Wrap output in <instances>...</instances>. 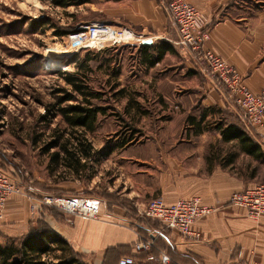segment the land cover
<instances>
[{"label":"crops","instance_id":"crops-1","mask_svg":"<svg viewBox=\"0 0 264 264\" xmlns=\"http://www.w3.org/2000/svg\"><path fill=\"white\" fill-rule=\"evenodd\" d=\"M187 1L208 21L205 47L234 66L251 91H264V0ZM161 3L132 0L122 5L123 21L117 22L152 37L150 46L167 41L165 38L175 40L176 30ZM132 63L139 72L138 91L149 96L152 83L153 104L162 110L175 105L177 110L171 111L170 118L155 133L143 132L141 139L112 151L111 164L116 172L113 184L102 190L107 195L87 193L99 202L98 219L68 216L48 206L55 211L41 216L30 211L26 196L12 195L6 201L0 242L5 237L26 234L43 219L83 255L87 264H103L105 258L106 264H116L118 258L129 256L135 264H160L157 257L162 253L169 257L167 264H264V215L250 218L245 210L229 203L232 194L257 184L252 175L237 171L236 156L260 159L244 153L236 139L223 140L214 129L218 121L239 125L236 107L227 94L215 88L199 64L183 56L177 46L152 66L141 61L140 51ZM145 71L153 73L147 75ZM149 104L142 100L126 107L149 109ZM198 110L201 113L196 116ZM202 114V122L210 118L214 121L213 132L204 128L191 131ZM149 118L153 129L156 121ZM179 125L189 131L177 132ZM254 140L264 152V144ZM79 189L59 187L54 192L78 194ZM159 195L167 204L196 197L202 204L215 207L211 214L194 222L193 230L199 238H185L139 215L146 202ZM147 236H154V240L146 248L142 244Z\"/></svg>","mask_w":264,"mask_h":264},{"label":"rangeland","instance_id":"rangeland-1","mask_svg":"<svg viewBox=\"0 0 264 264\" xmlns=\"http://www.w3.org/2000/svg\"><path fill=\"white\" fill-rule=\"evenodd\" d=\"M57 1L70 4L57 5L56 0H0V169L24 189L33 186L36 196L41 192L58 194L54 192L56 188L75 186L80 188L78 194L90 195L87 193L92 191L97 195L113 184L116 172L111 164L112 152L105 155L107 147L128 135L132 127L146 134L155 133L177 107L162 110L155 106L152 83L148 87L149 96L138 91L139 72L132 59H137L142 44L111 47L102 57L110 60L108 70L89 74V85L101 92L100 98L92 102L112 104L111 109L105 116L98 115L99 124L93 133L70 127L57 114L56 106H51L57 87L70 88L56 71H75L87 52L94 56L97 50H79L76 61L68 64L74 52L66 48L67 35L81 24L123 21L121 7L132 0H88L81 4H76L78 0ZM38 20L47 23L36 24ZM55 30H63L65 34L55 35ZM53 50L65 57L50 56ZM145 73L152 75L153 71ZM121 88L123 91L117 92ZM142 100L152 103L146 105L149 109L126 107L127 103ZM67 104L76 102L62 106ZM144 110L150 113L142 116ZM200 113L198 110L195 115ZM148 116L156 121L153 129ZM211 119L198 128L213 132ZM188 131L184 125L178 126L177 132ZM82 136L90 143L88 157L78 148ZM142 136L136 135L138 139ZM52 141L58 145L46 150ZM64 144L67 150L76 152L74 157L67 155L61 147ZM54 152L58 155H53ZM235 162L242 175H252L257 183H264V159L236 156Z\"/></svg>","mask_w":264,"mask_h":264},{"label":"built area","instance_id":"built-area-1","mask_svg":"<svg viewBox=\"0 0 264 264\" xmlns=\"http://www.w3.org/2000/svg\"><path fill=\"white\" fill-rule=\"evenodd\" d=\"M174 26L177 38L167 41L176 45L183 56L199 64L201 71L211 80L217 90L227 94L236 107L241 122L254 139L264 144V91L255 93L243 81L238 70L224 58L205 47L209 39L208 21L201 10L187 0H160ZM153 38L139 34L117 22L93 21L78 25L67 35L66 48L72 52L79 50H102L107 47L134 44L152 45ZM5 171L0 169V223L4 218L7 199L12 195H24L30 201V211L40 212L42 206L54 207L68 216L84 219H98L99 202L96 198L81 194H53L41 192L36 196L32 189H24ZM229 203L245 210L248 217L256 219L264 215V183H257L242 192L232 194ZM215 211V207L202 204L196 197L180 198L167 204L163 196L150 198L139 215L157 221L162 227L175 230L179 235L199 238L193 230L196 220ZM153 237L145 238L143 247L152 245ZM139 250V249H136ZM153 259V256H149ZM160 264H167L169 257L162 253L157 257ZM119 264H135L130 257H123Z\"/></svg>","mask_w":264,"mask_h":264},{"label":"trees","instance_id":"trees-1","mask_svg":"<svg viewBox=\"0 0 264 264\" xmlns=\"http://www.w3.org/2000/svg\"><path fill=\"white\" fill-rule=\"evenodd\" d=\"M85 2H88V0H78L76 4ZM55 3L61 6L70 4L68 1L61 2L57 0ZM35 22L36 24L47 23L46 21L41 22V20ZM54 33L59 36L65 34L63 30H55ZM175 46L176 45L169 41H163L153 46L146 44L141 45L139 46L141 61L152 66L160 61L166 52L173 50ZM110 48L111 47H107L98 50L94 53V56L92 52H87L85 54V59L77 63L75 71H56L70 88L57 87L54 91V95L56 94L54 103L51 106H56L57 114L72 128H83L90 133L95 132L99 124L98 115L105 116L106 112L112 107V104L93 103V99L100 98L101 92L98 89L93 90L89 85L90 73L97 72L101 69H108L110 60L102 57ZM76 53L77 52L72 54V58L68 64L76 61ZM90 55H92V57ZM122 89L123 88L118 89L117 92L121 93L123 91ZM69 101H75L76 104L62 106L63 103ZM149 113L150 111H143V114ZM188 118H190V116H188L187 119ZM204 118L205 114H202L196 123L197 127L200 126ZM239 125L234 123L225 124L222 121H218L214 129L220 132L223 140L228 141L236 139L244 153L256 159H264V152L260 145L248 134L241 120L239 121ZM130 130L131 132L128 135H124L117 143L108 146L105 155L109 154L117 147H122L136 141L138 139L136 135L143 134L141 129L138 128L132 127ZM198 131H201L200 127ZM78 141V148L81 150L82 155L88 157L90 143L87 142L86 138H83V136ZM57 145L56 141H52L47 144L45 149L48 150ZM62 146L69 157L72 158L76 155L75 151L70 152L67 150L65 144L61 145V147ZM53 155L57 156L58 152H54ZM100 193L103 196L107 195L105 191H101ZM46 211L52 213V211L55 210L42 206L39 213L43 216ZM158 225L160 224L158 223ZM160 227L162 226L160 225ZM129 257L132 258L131 256ZM120 259L121 258L117 259L116 264H119ZM0 264H87V262L84 261L83 255L75 251L65 238L56 231L51 230L50 226L43 219H40L37 220L36 226L29 228L26 234L19 237H5V240L0 242ZM103 264H106V258Z\"/></svg>","mask_w":264,"mask_h":264},{"label":"bare ground","instance_id":"bare-ground-1","mask_svg":"<svg viewBox=\"0 0 264 264\" xmlns=\"http://www.w3.org/2000/svg\"><path fill=\"white\" fill-rule=\"evenodd\" d=\"M50 52H51L50 56L55 57L57 59L61 58L60 57L61 52H59L58 50H53V51H50ZM64 57H65V54H63V57L61 59H63Z\"/></svg>","mask_w":264,"mask_h":264}]
</instances>
